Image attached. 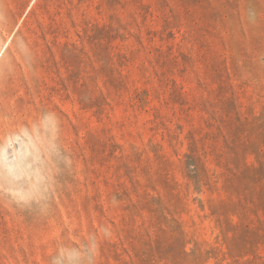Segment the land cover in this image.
<instances>
[{
  "label": "rangeland",
  "instance_id": "rangeland-1",
  "mask_svg": "<svg viewBox=\"0 0 264 264\" xmlns=\"http://www.w3.org/2000/svg\"><path fill=\"white\" fill-rule=\"evenodd\" d=\"M0 264H264V0H0Z\"/></svg>",
  "mask_w": 264,
  "mask_h": 264
},
{
  "label": "bare ground",
  "instance_id": "bare-ground-1",
  "mask_svg": "<svg viewBox=\"0 0 264 264\" xmlns=\"http://www.w3.org/2000/svg\"><path fill=\"white\" fill-rule=\"evenodd\" d=\"M4 49H5V46H4L3 49L1 50V52H0V56L2 55Z\"/></svg>",
  "mask_w": 264,
  "mask_h": 264
}]
</instances>
